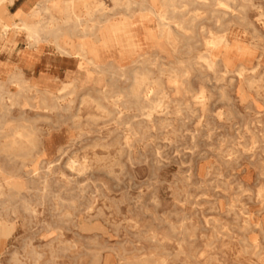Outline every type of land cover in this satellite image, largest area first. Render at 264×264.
Listing matches in <instances>:
<instances>
[{"label": "rangeland", "instance_id": "obj_1", "mask_svg": "<svg viewBox=\"0 0 264 264\" xmlns=\"http://www.w3.org/2000/svg\"><path fill=\"white\" fill-rule=\"evenodd\" d=\"M211 3L178 14L177 49L140 43L135 56L146 61L112 80L65 63L52 82L25 72L24 83L0 64L5 89L32 88L18 96L23 106L4 95L0 107V264H264V0H235L220 21ZM225 33L211 70L198 58ZM242 65L259 67L241 80ZM144 67L169 93L151 117L127 96L104 97L111 84L131 90ZM75 77L74 92L60 93ZM35 89L65 109L43 107ZM26 119L47 134L33 157L9 143Z\"/></svg>", "mask_w": 264, "mask_h": 264}, {"label": "crops", "instance_id": "obj_2", "mask_svg": "<svg viewBox=\"0 0 264 264\" xmlns=\"http://www.w3.org/2000/svg\"><path fill=\"white\" fill-rule=\"evenodd\" d=\"M191 3L202 4L196 0H5L0 3V64L32 73L36 80L48 76L51 82L59 66L87 64V74L93 69L112 80L141 58L135 56L140 43L148 41L158 52L177 49V25L185 21L178 14ZM152 17L157 20L155 27ZM23 22L41 31L31 36L19 28ZM21 41L25 45L18 48ZM72 79L76 84L80 80Z\"/></svg>", "mask_w": 264, "mask_h": 264}, {"label": "bare ground", "instance_id": "obj_3", "mask_svg": "<svg viewBox=\"0 0 264 264\" xmlns=\"http://www.w3.org/2000/svg\"><path fill=\"white\" fill-rule=\"evenodd\" d=\"M3 1H5V0H0V3L3 2ZM197 1H202V4L206 3V0H196V2ZM234 1L235 0H210V2H212L211 3L212 6L213 7L215 6V8H213V13H216V15H217V21H220L222 16H226L227 14H231L229 12V9H235ZM186 3H187V1H186ZM83 4H85V3H83ZM170 7H171V5H170ZM182 7H183V5H182ZM182 10H180V11L182 12ZM184 10H185V8H184ZM151 15H153V13H151ZM232 15L235 16V14H232ZM261 16H263V15L261 14ZM161 17H159V18H161ZM196 17H197V15H196ZM196 17L193 18V19H197ZM166 22H168V21H166ZM179 25H181V23H179ZM31 26L32 25H30V27H29L27 25V23L23 22L19 26V28L20 29H24L26 31L27 30L30 31L31 32V36H32L33 33H37L38 30H40V29H39L38 26H33V27H31ZM4 29L7 31L10 28L8 26H6ZM32 41H34V40H32ZM229 44H230V39L228 38V36L226 35V33L225 34H221V35H215V34H213V36L209 40H207L206 43H205V45L207 47L211 48L212 50L209 51L208 54L206 53L207 54L206 56H200L198 59L201 60V61H203L205 64H207L209 69L215 70V67L214 66L219 62V59L217 58V53L218 52L215 51V50H218V49H220L222 47H225L226 48V47L229 46ZM242 52L244 53V51H242ZM144 59H146V58H142L141 57L138 61L135 62L134 65L141 64V63L145 62L146 60H144ZM258 67H259V65L257 67H255V68H248L245 65H242L236 71V74L242 80L245 77L246 74H253L258 69ZM124 70H121L120 72H122V74H123L125 72ZM140 71H147V69H145V67H144V69L138 68L135 71L134 76H135V81L136 82H135V84H134V86L132 87L131 90H127L128 92H125L124 89H115L114 85L111 84L112 87L110 89H108V90H105V93L106 94H104V97L107 98L110 95V97H112L114 99L115 105H117V103L119 101L122 102L121 96H127L129 101L128 100H126V101L124 100L125 102L134 103L136 105L137 109L138 110H141L144 115H147L148 117H151L153 112L157 111L158 109H163L165 107L163 105L165 103V99L169 97V93L162 86V84L158 82L159 79L152 78L150 76L151 75L150 73H145V72H140ZM224 74L229 75L230 74V71L227 69L226 72H224ZM170 75L173 78L172 83H174L175 86H177L176 92L177 93H180L181 92V89L178 87L180 85L179 84V78H178L179 75L176 74V73L175 74L174 73L173 74L171 73ZM11 78L14 79V80H18L20 82H24V83H28V80H29V78L26 76L25 72L24 71H21V70H18V69H16V72H14L11 75ZM251 78H253V77H251ZM3 83H4L3 81L0 82V107L1 108H6V104L4 102V95H8V97H9L10 102H11L12 105H16L17 104L18 106H23V105H21L20 100L18 99V96H21L22 94H24L27 91L29 92L32 88H27V87H23L22 86L17 92H12L10 90L5 89L3 87ZM71 86L74 87V89L72 91L70 90L69 94L72 93V92H74L75 88L78 87L77 84H76V81L73 80V79H70L67 82H63L62 88L59 89L60 93H63L65 91H69L68 88L71 87ZM36 92H39L40 93L41 104H42L43 107L49 108L51 110L65 109V107L62 106L58 102V100L61 99V96L54 95V93L51 92V91H49V90L39 91L37 89ZM199 94H200V96L198 98L199 99L203 98L204 97V90H202ZM91 97L92 96H90V98ZM93 99H95V98H93ZM95 100H97V99H95ZM99 100H100V97H99ZM98 107H100V108H102L104 110H107V107L104 104H102L101 102H99V101H98ZM25 121L28 124H19L16 127L11 128L10 129V133L8 131V133L10 135H12V136L15 137V139L12 140L9 143H10V146H14V145H17V144H20V143L31 146V147H24L23 148L24 151L23 150L22 151H23V154L25 156H27V157L32 156L33 157L32 152L36 148L34 146H36L38 143L43 144L44 147H47L46 146V143L44 142L47 139V136H46L47 134H45V130L44 129L42 130V129H39V128L36 127V125H35L36 122L35 121H31L29 119H26ZM118 122L119 121H117V123ZM7 123H8V121H5V122H1L0 121V124H1L0 129H1V131L6 128ZM14 147H9V148H14ZM43 150H45V149H43ZM58 151H60V150H58ZM19 152H21V151H19ZM68 166L69 165H67V167ZM72 168H74V167H72ZM263 191H264V189L262 188V189H260V192L259 193H262ZM257 221H258V224L260 225L261 224V221L259 219ZM1 235L2 234L0 233V238L2 237Z\"/></svg>", "mask_w": 264, "mask_h": 264}]
</instances>
